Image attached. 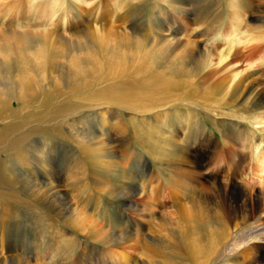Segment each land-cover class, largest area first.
<instances>
[{
    "label": "rangeland",
    "instance_id": "obj_1",
    "mask_svg": "<svg viewBox=\"0 0 264 264\" xmlns=\"http://www.w3.org/2000/svg\"><path fill=\"white\" fill-rule=\"evenodd\" d=\"M263 5L0 0V264H225L182 156L222 189L264 188ZM224 74L247 80L234 101ZM33 158L59 183H31Z\"/></svg>",
    "mask_w": 264,
    "mask_h": 264
},
{
    "label": "bare ground",
    "instance_id": "obj_2",
    "mask_svg": "<svg viewBox=\"0 0 264 264\" xmlns=\"http://www.w3.org/2000/svg\"><path fill=\"white\" fill-rule=\"evenodd\" d=\"M243 6V5H242ZM259 6V5H258ZM260 8V7H259ZM261 9V8H260ZM264 12V5L262 7ZM259 10V9H257ZM261 11V10H260ZM259 11V14L262 13ZM258 14V13H257ZM237 15V14H236ZM256 20L261 21L264 20V16H258ZM264 22V21H263ZM98 32V31H97ZM46 34V33H45ZM130 36V35H129ZM133 36V35H132ZM44 37V36H43ZM112 37V36H111ZM110 37V38H111ZM123 40V37L121 38ZM125 39V37H124ZM94 40V39H93ZM116 40V39H115ZM114 40V41H115ZM122 40L120 42H122ZM134 40V38H133ZM132 40V41H133ZM95 41V40H94ZM119 41V39H118ZM127 41V40H126ZM131 41V40H130ZM101 42V41H100ZM256 42V41H255ZM133 43V42H132ZM41 46V45H40ZM119 47V45H116ZM233 46V45H232ZM139 44L131 45V49H138ZM141 48V47H140ZM50 51V50H49ZM40 53V52H39ZM37 55V54H36ZM123 55V54H122ZM115 56V55H113ZM247 55H244L246 57ZM261 56V55H260ZM237 58V57H236ZM249 58V57H248ZM40 59L43 60V54H40ZM225 61V60H224ZM44 62V61H43ZM37 63V62H36ZM193 63V62H192ZM40 64V63H39ZM207 64L208 61H207ZM219 64V63H218ZM228 64V63H227ZM224 65V67L228 65ZM103 66V65H102ZM110 66V65H109ZM197 66V65H196ZM208 66V65H207ZM210 66V65H209ZM116 68V67H115ZM218 68V67H217ZM229 69V67H228ZM180 70V69H179ZM199 70V69H198ZM213 70V69H212ZM220 67L218 69H214L213 71L208 72L206 77H212L213 75L217 76V74L220 72ZM118 71V70H117ZM177 71V70H176ZM236 71V70H235ZM237 72V71H236ZM118 73V72H117ZM224 73V72H222ZM242 73H240L241 75ZM119 75V74H118ZM220 75V74H219ZM124 77V76H123ZM214 78V77H213ZM95 79V78H94ZM92 80V79H91ZM213 80V79H212ZM246 78L238 77V74H224L216 79H214L212 84L213 89L218 91V93H222L224 96L229 95V99L237 98L239 93H241L242 88H244V84L246 85ZM248 84V83H247ZM21 85V83H20ZM246 88V87H245ZM123 90V89H122ZM251 90V89H249ZM248 90V91H249ZM243 91V90H242ZM114 93V92H113ZM119 93V92H118ZM219 93V94H220ZM212 94V93H211ZM218 94V95H219ZM252 95H256L255 93H252ZM253 97V96H252ZM254 98V97H253ZM123 99V98H122ZM250 100V99H249ZM248 100V101H249ZM252 100V99H251ZM257 105L264 109V99L261 100L259 94H257L254 98ZM249 104V103H248ZM1 105V104H0ZM245 105V104H244ZM257 107V106H256ZM254 108V107H253ZM256 109V108H255ZM261 109V110H262ZM256 111V110H255ZM257 112V111H256ZM261 112V111H260ZM256 114V113H253ZM258 114V112H257ZM260 114V113H259ZM263 113L261 112L260 115ZM257 116V115H256ZM263 117V116H262ZM254 118V117H252ZM258 118H260L258 116ZM263 119V118H262ZM256 120V118H255ZM258 121V119H257ZM259 122V121H258ZM113 124V123H112ZM167 126V125H166ZM89 128V127H88ZM155 132V130H154ZM80 134V133H79ZM111 134V133H110ZM156 134V133H155ZM78 135V134H77ZM93 135V134H92ZM169 135V134H168ZM76 136V135H75ZM230 136V135H229ZM86 137V136H84ZM92 137V136H91ZM97 137V136H96ZM162 137V136H161ZM78 138V137H77ZM95 138V137H94ZM124 138V137H123ZM89 139V138H88ZM98 139V138H96ZM113 140V139H112ZM114 141V140H113ZM112 141V142H113ZM91 142V141H90ZM118 142V141H116ZM76 143V142H75ZM87 143V141H86ZM89 143V142H88ZM87 143V144H88ZM99 143V142H98ZM96 143V144H98ZM107 144V143H106ZM102 145V144H101ZM100 145V146H101ZM114 146V145H112ZM214 146V145H213ZM110 147V146H108ZM107 147V148H108ZM99 149L103 147H98ZM97 148V149H98ZM93 150V149H92ZM104 150V149H103ZM193 150V149H192ZM94 151V150H93ZM99 151V150H98ZM108 151V149H107ZM117 151V150H115ZM235 151V150H234ZM92 152V151H91ZM102 152V151H101ZM104 152V151H103ZM102 152V153H103ZM111 152L108 151L107 153ZM160 152V151H159ZM188 152V151H187ZM105 153V152H104ZM105 153L108 157L110 154ZM112 153V152H111ZM186 153V152H185ZM182 156V162L184 163V166L187 167L188 173L187 176L191 177V181L196 184L197 186L201 187V182L206 183L207 187L206 189L202 188L204 191V195L200 197V205L197 203V211L195 216L197 218L196 222L199 225H203L206 218L203 217V212L200 210V208L204 210H210L213 211V214L211 215V219L215 222L217 227L219 228V238L221 240L225 237L227 238L224 241H221L218 244L217 252L220 250L221 254V263L225 264H264V213L260 216V212L262 213V210H264V188L260 190H254L253 188L247 190L246 187H236L234 185H226L224 189H222L219 185H214L212 183H216L217 180L215 175H211V177L208 179L204 174H202V169L205 167V164H200L197 161V157L194 152L186 153ZM114 154V153H113ZM37 155V153H36ZM116 155V154H114ZM99 156V155H98ZM111 157V156H110ZM113 160L114 156H112ZM119 158V156L117 157ZM164 158V157H163ZM39 159L41 158H33L30 162V167L27 169V174H31L32 171L34 176L31 183H37L40 182L39 180H49V184L55 183V180H51L52 178H56L54 174V170L51 168L52 163L50 160H42L41 163H39ZM106 159V158H105ZM104 159V161H105ZM52 160V159H51ZM111 160V159H110ZM112 160V161H113ZM26 161V160H24ZM115 162V161H114ZM113 162V164H114ZM257 162L260 168V173L262 172L264 174V155H260L259 158H257ZM25 163V162H24ZM104 163V162H103ZM21 164V163H20ZM26 164V163H25ZM105 164V163H104ZM112 164V163H111ZM112 164V165H113ZM112 167V166H111ZM115 167V166H114ZM120 167V166H119ZM110 168V167H109ZM117 167H115L116 169ZM34 169V170H33ZM114 169V170H115ZM182 169V168H181ZM184 170V169H182ZM185 170V173H186ZM181 171V170H180ZM219 171V170H218ZM20 172V171H19ZM25 172V173H26ZM130 173V172H128ZM236 173V172H235ZM18 174V173H17ZM27 174H24L25 177H28ZM97 177V176H96ZM188 177V178H189ZM234 177V176H233ZM185 179V177H184ZM230 179L232 180V177L230 176ZM261 181L258 182L259 186H264V177H260ZM43 181V180H42ZM60 179L56 178V182L59 183ZM211 181H214L212 183H209ZM56 183V184H58ZM187 183V181H186ZM47 185V184H46ZM195 185V186H196ZM57 186V185H56ZM55 186V187H56ZM60 186V185H58ZM40 187V186H39ZM49 187V185L47 186ZM54 188V187H53ZM200 189V188H199ZM198 189V190H199ZM69 190V189H68ZM53 190H51L52 193ZM200 191V190H199ZM253 191V193H251ZM37 193V192H36ZM54 193V192H53ZM58 193V192H57ZM130 195V194H129ZM53 197V195H51ZM223 201H221V200ZM55 201V200H54ZM56 202V201H55ZM226 205V209L228 213H224L222 205ZM202 206V207H201ZM204 206V207H203ZM212 206V207H210ZM77 211V210H76ZM193 215V217H195ZM203 217V219H202ZM194 219V218H193ZM209 220V219H208ZM218 228H214L213 230L216 231ZM86 231V230H85ZM237 233V236L232 239L230 232ZM4 236V235H3ZM2 236V237H3ZM1 237V236H0ZM4 238V237H3ZM2 238V239H3ZM1 240V239H0ZM122 240V239H121ZM128 242V239H126ZM125 240V242H126ZM114 241V240H113ZM124 242V241H123ZM126 242V243H127ZM110 243V242H109ZM132 243V242H130ZM4 246V245H2ZM228 252L231 253V255L228 256ZM3 253V252H2ZM3 255V254H2ZM12 256V254H11ZM235 256V257H234ZM10 257V256H9ZM20 257V256H19ZM4 258V256H3ZM16 258V257H15ZM10 259V258H9ZM18 259V257H17ZM21 259V258H20ZM19 259V260H20ZM219 259V258H218ZM1 260V259H0ZM6 260V258H5ZM20 263L22 260L19 261ZM3 261V260H2ZM27 263V261H25ZM30 263V262H29ZM220 262H218L219 264Z\"/></svg>",
    "mask_w": 264,
    "mask_h": 264
}]
</instances>
